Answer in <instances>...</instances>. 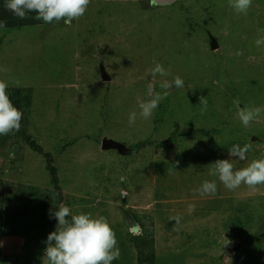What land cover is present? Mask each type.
<instances>
[{
    "label": "rangeland",
    "instance_id": "rangeland-1",
    "mask_svg": "<svg viewBox=\"0 0 264 264\" xmlns=\"http://www.w3.org/2000/svg\"><path fill=\"white\" fill-rule=\"evenodd\" d=\"M258 29L264 0L246 15L229 0H91L71 26L0 29V80L23 112L20 131L0 136V248L23 239L17 252L8 244L14 264H42L57 224L49 212L61 204L107 218L121 252L112 264H264V185L229 191L212 165L264 159V118L245 128L233 104L264 106ZM157 62L168 76L152 77ZM176 76L185 86L140 117L148 85L161 92ZM107 139L125 153L103 150ZM246 144L247 159L230 158ZM204 181L215 195L194 191Z\"/></svg>",
    "mask_w": 264,
    "mask_h": 264
},
{
    "label": "clouds",
    "instance_id": "clouds-1",
    "mask_svg": "<svg viewBox=\"0 0 264 264\" xmlns=\"http://www.w3.org/2000/svg\"><path fill=\"white\" fill-rule=\"evenodd\" d=\"M5 8L17 18L24 20L29 18V13H36L35 19L53 25L63 22L71 26L74 21L81 19L88 10L91 0H4ZM154 5L155 0H150ZM253 0H229V7L236 14L246 15L252 7ZM6 23L0 21V29L5 28ZM258 33L264 34V29H258ZM259 47L264 45V35L255 41ZM243 55L242 51L235 53ZM0 71H7L6 68ZM155 78L168 76V71L160 63L150 69ZM184 80L176 76L173 82L163 81L159 87L163 90L157 92L153 84L147 88V100H138L139 115L145 120L153 117L160 103L167 98L169 89L183 88ZM8 84L0 80V136L19 132L23 112L15 107L7 93ZM206 103V98H201ZM237 108V115L243 127L248 128L251 123L264 118V106L240 107L238 99L233 100ZM136 112L129 116V126L135 124ZM251 145L246 144L242 148L234 145L229 150V156L239 160L247 159V153ZM219 181L229 191H235L241 185H245L252 191L258 186L264 185V159L252 160L251 163L241 169H234L231 159L217 160L212 164ZM201 196L215 195L217 184L215 181H204L199 189L194 190ZM195 211L194 205H189L188 212ZM50 218L57 221L56 228L49 233L45 241L46 247L42 256V264H112L120 258L121 252L116 233L106 217H93L91 213L73 214L70 207L61 204L58 210L49 212ZM179 226L181 217H170ZM228 241V240H227ZM229 243V241H228ZM227 243V244H228Z\"/></svg>",
    "mask_w": 264,
    "mask_h": 264
},
{
    "label": "trees",
    "instance_id": "trees-1",
    "mask_svg": "<svg viewBox=\"0 0 264 264\" xmlns=\"http://www.w3.org/2000/svg\"><path fill=\"white\" fill-rule=\"evenodd\" d=\"M35 15L36 13H29V18L28 19H24L21 20L19 18H17L16 16L13 15L12 12L8 11L5 8V4H4V0H0V21H4L6 23V27L2 28V29H9V28H13V27H19V26H33V25H38L41 23V20H36L35 19ZM7 93L13 103V105L15 107H17L18 109L21 110L20 108V104L18 101V97H16L14 91L12 90H8L7 89ZM22 123V121H21ZM23 135V134H22ZM27 141H30L29 139H27ZM29 145L36 151L40 152L41 150L36 146V143L34 141H30ZM45 157L47 159V170L51 176V180L54 183V185L56 186L57 183V177H56V170L55 168L51 165V161L49 158L48 154H45ZM2 202V200H0V203ZM0 211H1V207H0ZM1 215V212H0ZM40 262H37V264H39ZM35 264V263H34Z\"/></svg>",
    "mask_w": 264,
    "mask_h": 264
},
{
    "label": "crops",
    "instance_id": "crops-1",
    "mask_svg": "<svg viewBox=\"0 0 264 264\" xmlns=\"http://www.w3.org/2000/svg\"><path fill=\"white\" fill-rule=\"evenodd\" d=\"M19 239H21V238L19 237ZM19 239H18V237H11V238H7L5 240V242L3 243L4 247L2 248V246H1V248H0L1 249V251H0V264H14V259H15L16 255L13 256V254L10 253L11 245H8V244L13 243L12 251L17 252V250L22 247V244L20 243ZM21 240H23V239H21Z\"/></svg>",
    "mask_w": 264,
    "mask_h": 264
},
{
    "label": "water",
    "instance_id": "water-1",
    "mask_svg": "<svg viewBox=\"0 0 264 264\" xmlns=\"http://www.w3.org/2000/svg\"><path fill=\"white\" fill-rule=\"evenodd\" d=\"M210 46L212 50H215L217 48V43L215 39L210 38ZM106 79V77H104ZM103 150H111L115 149L120 153H125V148H123L119 143L112 141V140H103L101 143ZM229 252H232L233 249H228Z\"/></svg>",
    "mask_w": 264,
    "mask_h": 264
}]
</instances>
